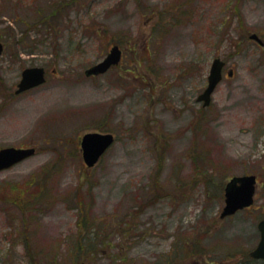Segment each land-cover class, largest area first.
<instances>
[{
	"label": "rangeland",
	"instance_id": "rangeland-1",
	"mask_svg": "<svg viewBox=\"0 0 264 264\" xmlns=\"http://www.w3.org/2000/svg\"><path fill=\"white\" fill-rule=\"evenodd\" d=\"M0 41V149L35 150L0 172V264H264V0H0ZM31 67L45 83L14 95ZM87 132L115 136L92 168ZM243 175L254 204L220 218Z\"/></svg>",
	"mask_w": 264,
	"mask_h": 264
},
{
	"label": "water",
	"instance_id": "water-1",
	"mask_svg": "<svg viewBox=\"0 0 264 264\" xmlns=\"http://www.w3.org/2000/svg\"><path fill=\"white\" fill-rule=\"evenodd\" d=\"M249 39L256 41L259 45L263 42L256 34H250ZM3 46L0 43V54ZM121 59V50L118 45H113L106 56L98 63L90 66L84 71L86 77L98 76L106 73L112 66H116ZM225 62L220 58H214L207 76V86L197 97L198 102H202L204 107L211 101V95L216 86L222 80V69ZM228 76L233 75V71L227 72ZM45 82V71L42 67L26 68L21 72V77L17 83L15 94L22 93L32 88L38 87ZM114 143V136L111 133L87 132L80 141L82 159L89 168L95 166L101 156ZM34 148L6 147L0 149V171L8 169L15 164L31 157ZM256 189V177L254 175L234 176L224 187V207L220 213V218L231 216L237 211L247 208L253 203V196ZM260 233V240L256 248L250 253V257L264 259V220L257 225Z\"/></svg>",
	"mask_w": 264,
	"mask_h": 264
},
{
	"label": "flooded vegetation",
	"instance_id": "flooded-vegetation-1",
	"mask_svg": "<svg viewBox=\"0 0 264 264\" xmlns=\"http://www.w3.org/2000/svg\"><path fill=\"white\" fill-rule=\"evenodd\" d=\"M15 91V90H14ZM22 94V93H21ZM14 95H20V94H14ZM254 260V259H253ZM257 261H262L264 263L263 259H256Z\"/></svg>",
	"mask_w": 264,
	"mask_h": 264
}]
</instances>
